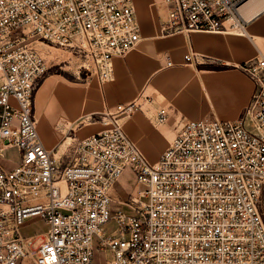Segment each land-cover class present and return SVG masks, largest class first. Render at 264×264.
<instances>
[{
    "label": "built area",
    "instance_id": "built-area-1",
    "mask_svg": "<svg viewBox=\"0 0 264 264\" xmlns=\"http://www.w3.org/2000/svg\"><path fill=\"white\" fill-rule=\"evenodd\" d=\"M244 1L160 0V33L245 34ZM139 40L133 0H0V144L21 154L13 169L0 165V264L32 255V264H94L95 243L113 254L105 264H264V54L241 65L254 88L236 120H184L155 162L121 122L152 101L143 92L98 113L103 128L78 140L66 164L42 143L39 43L68 48L78 70L103 83L112 59ZM168 117L159 107L157 121ZM125 170L135 184L130 213L111 197ZM36 218L48 229L31 251L21 228Z\"/></svg>",
    "mask_w": 264,
    "mask_h": 264
},
{
    "label": "crops",
    "instance_id": "crops-1",
    "mask_svg": "<svg viewBox=\"0 0 264 264\" xmlns=\"http://www.w3.org/2000/svg\"><path fill=\"white\" fill-rule=\"evenodd\" d=\"M249 0L244 1L245 5ZM140 40L124 56L112 59V79L101 83L97 76L71 81L45 80L34 93L37 132L44 146L55 153L62 165L71 157V147L103 128L98 113L135 99L141 92L152 101L121 119L126 134L136 142L144 156L155 162L168 147L186 119L236 120L248 105L254 84L241 65L264 54V5L249 15L251 7L240 10L245 19V34L191 31L161 34L165 10L160 0H133ZM257 6V5H255ZM193 54L186 61L187 54ZM79 73V70H78ZM165 106L169 117L157 121V110ZM21 159L16 146L0 144V165L13 169ZM132 172H125L114 183L111 197L114 206L130 210L125 202L135 194ZM264 214V190L261 192ZM33 220V219H32ZM24 233L35 251L48 229ZM40 239L36 247L34 242ZM34 255L25 258L32 264ZM113 254L95 243L94 264H105Z\"/></svg>",
    "mask_w": 264,
    "mask_h": 264
},
{
    "label": "rangeland",
    "instance_id": "rangeland-1",
    "mask_svg": "<svg viewBox=\"0 0 264 264\" xmlns=\"http://www.w3.org/2000/svg\"><path fill=\"white\" fill-rule=\"evenodd\" d=\"M40 50L43 52L45 61H46V72L41 75L40 80H62L63 78H68L71 81H80V79L88 78L90 79L91 75L83 70L79 71L77 65L80 63L78 56L72 54L68 48H62L54 44H44L39 43ZM42 82L39 86H41ZM131 180H134L133 174ZM127 213H130L131 210L125 209ZM37 219V218H36ZM32 222L25 227L22 231L24 233H32L37 230L44 229L43 223L40 221H35L31 219ZM40 239L34 242L33 247H36Z\"/></svg>",
    "mask_w": 264,
    "mask_h": 264
},
{
    "label": "bare ground",
    "instance_id": "bare-ground-1",
    "mask_svg": "<svg viewBox=\"0 0 264 264\" xmlns=\"http://www.w3.org/2000/svg\"><path fill=\"white\" fill-rule=\"evenodd\" d=\"M255 5H257V6H255ZM262 5H264V0H249L245 5H242L240 7V10L243 13V10L245 8H246L245 10H247L248 8H250L252 6L251 7V10L250 11L247 10V14H246V15H249L250 16L251 14L255 13V11H257L258 9H261L262 8ZM78 66H77V68H78Z\"/></svg>",
    "mask_w": 264,
    "mask_h": 264
}]
</instances>
